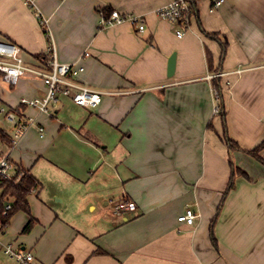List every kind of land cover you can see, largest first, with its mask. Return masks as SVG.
<instances>
[{
	"label": "crops",
	"instance_id": "1",
	"mask_svg": "<svg viewBox=\"0 0 264 264\" xmlns=\"http://www.w3.org/2000/svg\"><path fill=\"white\" fill-rule=\"evenodd\" d=\"M171 1L0 0V40L18 45L30 65L52 41L57 60L84 66L80 79L102 92L94 110L61 96L48 113L23 111L37 124L9 148L40 182L29 196L36 223L22 233L29 216L18 211L0 242L32 252V264H264V164L229 149L219 106L242 149L262 142L264 0H193L182 37L158 15ZM104 9L140 15L145 29L101 27ZM44 90L32 74L15 85L1 76L0 104L17 108ZM69 109L70 123L55 117ZM63 127L71 133L66 168L48 153ZM231 161L247 176L226 192ZM54 174L64 176L62 191L46 177ZM122 199L136 209L119 216ZM188 205L200 214L192 225L178 220ZM0 264L17 262L0 250Z\"/></svg>",
	"mask_w": 264,
	"mask_h": 264
},
{
	"label": "built area",
	"instance_id": "2",
	"mask_svg": "<svg viewBox=\"0 0 264 264\" xmlns=\"http://www.w3.org/2000/svg\"><path fill=\"white\" fill-rule=\"evenodd\" d=\"M223 0H218L220 4ZM194 14L193 0H172L158 9V15L178 26L177 35L182 37L185 29L189 26L191 17ZM100 26L105 27L130 21L135 24L140 31L145 29L144 19L140 15H123L118 10L113 9L108 14L104 10L100 11ZM47 35L49 32L46 24L42 21ZM85 55H89L85 52ZM84 71V66L77 63H62L57 60L55 46L52 41L47 49L46 56L39 60L38 65H30L26 62L22 49L9 41L0 40V72L2 79L11 85H15L19 79L27 74L38 76L42 79L45 90L41 95L33 97H22L20 104L26 108H34L39 112L48 113L52 103L59 100L61 96L70 97L76 104L95 109L102 100V92L89 87L80 79V74ZM220 108H215L219 112ZM0 115L13 125V131L8 132L11 137L10 147H14L21 140L23 135L37 124L35 116H28L24 112L19 115L12 107L0 104ZM43 132L44 128L39 127ZM17 165L10 155V148L0 144V181L1 179H13ZM23 175V171L18 173V177ZM12 205L7 202L2 215L9 214ZM136 209V203L128 199H122L114 205L113 212L122 216L126 211ZM199 212L193 210L189 205L185 212L178 216L179 222L194 224L199 217ZM8 227L0 219V235ZM0 250L9 257L15 259L17 264H32L34 255L30 251H25L11 242L1 243Z\"/></svg>",
	"mask_w": 264,
	"mask_h": 264
},
{
	"label": "trees",
	"instance_id": "3",
	"mask_svg": "<svg viewBox=\"0 0 264 264\" xmlns=\"http://www.w3.org/2000/svg\"><path fill=\"white\" fill-rule=\"evenodd\" d=\"M106 14H108L111 9H104ZM46 32V30H45ZM226 43L223 44V51L222 55L225 54L226 52ZM46 56V54H38L35 57L38 59H42ZM1 72H0V78H1ZM213 84L217 88L218 92L221 91V84L218 81L217 78L213 79ZM220 113L223 118V123H224V134H223V139L225 143L228 145L230 150L234 149H239L247 152L248 154L252 155L255 157L257 160L262 162L264 164V158L260 155L261 150L264 148V139L262 140L261 143H259L256 147L253 149L249 150H244L242 149L239 144L231 139L226 132V113L224 110V107L222 103L220 102ZM19 115L23 113V111L26 109V106L19 105L17 108H13ZM0 143L7 145L10 147L11 145V137L6 131V129L2 126H0ZM231 167H232V173H231V178L230 182L228 184L226 192H228L231 188L234 186V181L235 178L238 175H244L247 176V172L240 167L236 166L232 161L230 162ZM20 171H23V175L18 178V173ZM40 182L39 180L33 175V173L29 169H24L22 167L17 166L16 172L14 174L13 179H1L0 181V219L3 223H7L8 225L10 224V221L12 217L17 213L18 211H23L25 212L28 216V222L26 223L25 227L22 230V233L26 234L29 233L33 226L36 223V219L32 216L31 213V208H30V202H29V196L36 191L37 187H39ZM225 192V193H226ZM7 202H10L12 205V208L9 211V214L7 216L2 215V212L5 208V205ZM212 227V226H211ZM213 228V227H212ZM211 228V234L213 237V240L215 241V237L213 234V230Z\"/></svg>",
	"mask_w": 264,
	"mask_h": 264
},
{
	"label": "rangeland",
	"instance_id": "4",
	"mask_svg": "<svg viewBox=\"0 0 264 264\" xmlns=\"http://www.w3.org/2000/svg\"><path fill=\"white\" fill-rule=\"evenodd\" d=\"M7 97V96H5ZM60 120H63L64 123L68 121L70 123L71 120V109H69L67 112L61 111L59 114L55 115ZM51 119V118H50ZM0 126L4 127L9 132L13 131V125L8 122L3 116L0 115ZM65 128V129H64ZM63 131L61 130L60 135L56 138L54 144H52L49 149L48 153L50 154V157L54 158L55 161L61 166L66 168L68 165H71V133L67 129V127H63ZM30 131V130H29ZM1 141V140H0ZM29 150L26 152H29L30 155L31 152L35 151L34 148H28ZM48 179L54 180L53 185H57L60 191L65 188V180L64 176L62 174L60 175H50L46 176Z\"/></svg>",
	"mask_w": 264,
	"mask_h": 264
},
{
	"label": "water",
	"instance_id": "5",
	"mask_svg": "<svg viewBox=\"0 0 264 264\" xmlns=\"http://www.w3.org/2000/svg\"><path fill=\"white\" fill-rule=\"evenodd\" d=\"M174 69H175V53H173L169 59L168 74L172 75L174 73Z\"/></svg>",
	"mask_w": 264,
	"mask_h": 264
}]
</instances>
